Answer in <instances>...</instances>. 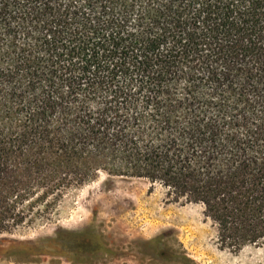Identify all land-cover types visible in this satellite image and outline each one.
<instances>
[{"label":"trees","instance_id":"1","mask_svg":"<svg viewBox=\"0 0 264 264\" xmlns=\"http://www.w3.org/2000/svg\"><path fill=\"white\" fill-rule=\"evenodd\" d=\"M100 172L264 243V0H0V233Z\"/></svg>","mask_w":264,"mask_h":264},{"label":"rangeland","instance_id":"2","mask_svg":"<svg viewBox=\"0 0 264 264\" xmlns=\"http://www.w3.org/2000/svg\"><path fill=\"white\" fill-rule=\"evenodd\" d=\"M56 210L49 220L0 233V264H264V243L222 247L201 204L174 201L145 179L100 172ZM56 231L84 233L86 241L43 252L53 245L39 240Z\"/></svg>","mask_w":264,"mask_h":264},{"label":"flooded vegetation","instance_id":"3","mask_svg":"<svg viewBox=\"0 0 264 264\" xmlns=\"http://www.w3.org/2000/svg\"><path fill=\"white\" fill-rule=\"evenodd\" d=\"M43 252H45V253L51 252V253H55V254L59 253V251L57 249H48V248H44Z\"/></svg>","mask_w":264,"mask_h":264}]
</instances>
